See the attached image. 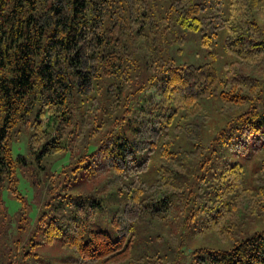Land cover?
I'll use <instances>...</instances> for the list:
<instances>
[{
    "label": "trees",
    "instance_id": "trees-1",
    "mask_svg": "<svg viewBox=\"0 0 264 264\" xmlns=\"http://www.w3.org/2000/svg\"><path fill=\"white\" fill-rule=\"evenodd\" d=\"M172 29L198 33L200 46L220 37L223 76L210 61L156 57ZM262 89L264 0H170L159 19L149 0H0V264H48L50 250L67 264H183L184 237L230 245L190 251L203 253L198 262L264 264V230L235 240L262 208L264 163L249 186L241 165L212 164L226 140L241 151L264 146ZM206 98L219 101L223 120L190 163L172 135L200 138ZM117 107L132 117L130 137L106 136L91 153L75 147L67 165L44 175L32 220L17 176L29 162L11 150L17 125L27 155L45 158L79 135L88 143ZM2 192L19 202L15 216Z\"/></svg>",
    "mask_w": 264,
    "mask_h": 264
},
{
    "label": "rangeland",
    "instance_id": "rangeland-1",
    "mask_svg": "<svg viewBox=\"0 0 264 264\" xmlns=\"http://www.w3.org/2000/svg\"><path fill=\"white\" fill-rule=\"evenodd\" d=\"M192 2H202L204 0H191ZM153 13L157 19H159L169 4L170 0H149ZM227 2V0H223ZM178 37L183 38V42L179 43L177 41ZM222 40L219 37L214 44L210 46H200L199 45V34L193 32H185L179 29H172L169 31L168 35L159 40L156 45V50L154 54L156 57L162 59H168L170 62L176 66L181 64H189L193 66H198L205 62H211L215 68L216 75L218 78L223 76L222 64L226 60V56L223 55L221 51ZM212 53L214 58H209L208 54ZM158 64V63H157ZM155 65V63H153ZM154 69H150V72H153ZM258 101L255 103L257 108L264 106V91L258 93ZM202 106L201 117H198V121L201 125V136L198 140L189 141L184 139L181 133L172 135L173 139V148H180L182 151L188 152L190 155V163L198 162L204 153H207L209 149V144L212 139L216 137L219 130V125L221 124L223 118L218 116L217 110L221 106L219 101L214 98H206L200 101ZM122 117V120L118 119ZM134 122L130 114H123L122 108L117 107L116 111L110 115H107L103 123L100 125L98 132L89 139L88 143H84L85 136L79 135L76 139L73 140L70 147L65 148L62 152L58 154H53L45 158H34L35 154L30 156L27 155V148L25 145L26 135L23 132V127L17 125L14 129L19 131L18 135H15L12 142V154H21L25 155L28 159V167H23L18 170V190L24 195L23 199L28 207V212H30L29 217L33 220L36 214V203L39 200L44 199L43 192L46 191L49 187V180L44 181V175H47L52 172H57L61 167L67 165L73 157L74 153L77 151L74 150L75 147L81 148V152L91 153L96 150L99 145V141L110 135H121L129 138L132 131L131 128ZM71 126H69L70 128ZM68 128V129H69ZM226 144H221L220 147L216 150V153L212 159V164H221L227 162L229 164H239L242 166V181L244 186H249L252 180V174L257 171L258 166L264 163V146L257 148V143L246 144V148L241 151V148L229 143L228 140L225 141ZM228 143V144H227ZM155 159V155L152 159ZM192 166V165H191ZM153 165L151 164V168ZM153 177V174L150 175ZM141 178L145 179L144 175ZM33 181L37 182L41 188L40 197H35L34 194L36 191ZM44 181V183H43ZM149 181V180H148ZM1 200L6 208L7 215L12 217L17 213V209L20 208V204L12 197L7 195V192H2ZM261 199L262 208L259 211V214L256 217H252L243 221L240 224V229L236 233L235 240H242L244 238L250 237L254 233H259L264 230V197H258ZM39 203V202H38ZM37 203V204H38ZM109 206L105 210V214H109ZM107 218V216H106ZM104 219V226L102 230H107V221ZM99 218H97L98 224ZM184 240L190 245L189 251L184 252L185 259L183 264H206L205 260L198 262L195 258L196 256L203 254L202 252H197L195 254H189L190 251L196 249H207V248H216V249H227L230 247L229 244H210L207 240H189L187 237H184ZM190 242V243H189ZM52 254H51V253ZM49 255L44 258L45 263L48 264H67L60 263L54 254L50 250ZM168 258H171V253L167 252Z\"/></svg>",
    "mask_w": 264,
    "mask_h": 264
}]
</instances>
